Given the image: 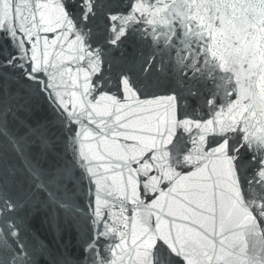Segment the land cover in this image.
Instances as JSON below:
<instances>
[{
	"label": "snow or ice",
	"instance_id": "snow-or-ice-1",
	"mask_svg": "<svg viewBox=\"0 0 264 264\" xmlns=\"http://www.w3.org/2000/svg\"><path fill=\"white\" fill-rule=\"evenodd\" d=\"M45 255L264 264V0H0V264Z\"/></svg>",
	"mask_w": 264,
	"mask_h": 264
},
{
	"label": "water",
	"instance_id": "water-1",
	"mask_svg": "<svg viewBox=\"0 0 264 264\" xmlns=\"http://www.w3.org/2000/svg\"><path fill=\"white\" fill-rule=\"evenodd\" d=\"M33 228L41 240L49 242L53 251L73 252L76 243L75 235L63 223L58 229H54V226L50 225L47 218L41 214L34 220ZM39 264H53V257L47 255L39 257Z\"/></svg>",
	"mask_w": 264,
	"mask_h": 264
}]
</instances>
